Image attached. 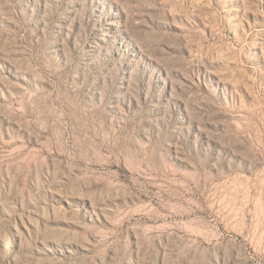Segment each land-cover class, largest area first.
I'll list each match as a JSON object with an SVG mask.
<instances>
[{
  "label": "rangeland",
  "instance_id": "1",
  "mask_svg": "<svg viewBox=\"0 0 264 264\" xmlns=\"http://www.w3.org/2000/svg\"><path fill=\"white\" fill-rule=\"evenodd\" d=\"M0 264H264V0H0Z\"/></svg>",
  "mask_w": 264,
  "mask_h": 264
},
{
  "label": "trees",
  "instance_id": "2",
  "mask_svg": "<svg viewBox=\"0 0 264 264\" xmlns=\"http://www.w3.org/2000/svg\"><path fill=\"white\" fill-rule=\"evenodd\" d=\"M10 244L13 246V248H15V242L14 241H10Z\"/></svg>",
  "mask_w": 264,
  "mask_h": 264
},
{
  "label": "bare ground",
  "instance_id": "3",
  "mask_svg": "<svg viewBox=\"0 0 264 264\" xmlns=\"http://www.w3.org/2000/svg\"><path fill=\"white\" fill-rule=\"evenodd\" d=\"M10 245L5 246V250H9Z\"/></svg>",
  "mask_w": 264,
  "mask_h": 264
}]
</instances>
